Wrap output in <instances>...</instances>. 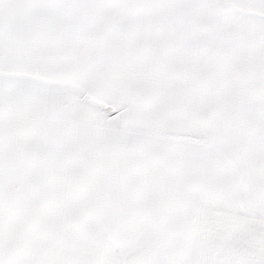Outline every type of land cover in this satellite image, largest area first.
Masks as SVG:
<instances>
[{"label": "snow or ice", "instance_id": "obj_1", "mask_svg": "<svg viewBox=\"0 0 264 264\" xmlns=\"http://www.w3.org/2000/svg\"><path fill=\"white\" fill-rule=\"evenodd\" d=\"M0 264H264V0H0Z\"/></svg>", "mask_w": 264, "mask_h": 264}]
</instances>
